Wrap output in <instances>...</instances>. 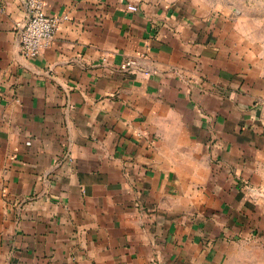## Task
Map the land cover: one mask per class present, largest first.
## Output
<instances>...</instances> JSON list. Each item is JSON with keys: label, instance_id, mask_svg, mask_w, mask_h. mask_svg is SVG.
<instances>
[{"label": "crops", "instance_id": "1", "mask_svg": "<svg viewBox=\"0 0 264 264\" xmlns=\"http://www.w3.org/2000/svg\"><path fill=\"white\" fill-rule=\"evenodd\" d=\"M42 1L27 57L0 0V264H264V0Z\"/></svg>", "mask_w": 264, "mask_h": 264}, {"label": "built area", "instance_id": "2", "mask_svg": "<svg viewBox=\"0 0 264 264\" xmlns=\"http://www.w3.org/2000/svg\"><path fill=\"white\" fill-rule=\"evenodd\" d=\"M25 20L19 25V47L23 55L37 57L54 43L59 20L47 14L42 0H23ZM137 11L138 7L130 6Z\"/></svg>", "mask_w": 264, "mask_h": 264}, {"label": "rangeland", "instance_id": "3", "mask_svg": "<svg viewBox=\"0 0 264 264\" xmlns=\"http://www.w3.org/2000/svg\"><path fill=\"white\" fill-rule=\"evenodd\" d=\"M262 45L264 46V42L262 43ZM252 254L256 255L257 258L259 256L260 257H263V252L262 251H259L258 249H256L254 252L252 251Z\"/></svg>", "mask_w": 264, "mask_h": 264}]
</instances>
